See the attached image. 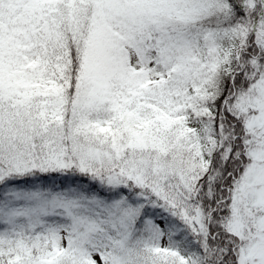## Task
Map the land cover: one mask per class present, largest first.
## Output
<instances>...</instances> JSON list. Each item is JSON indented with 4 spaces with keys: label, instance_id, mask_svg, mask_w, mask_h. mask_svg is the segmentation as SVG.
<instances>
[{
    "label": "snow or ice",
    "instance_id": "obj_1",
    "mask_svg": "<svg viewBox=\"0 0 264 264\" xmlns=\"http://www.w3.org/2000/svg\"><path fill=\"white\" fill-rule=\"evenodd\" d=\"M0 264H264V0H0Z\"/></svg>",
    "mask_w": 264,
    "mask_h": 264
}]
</instances>
